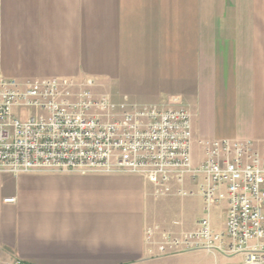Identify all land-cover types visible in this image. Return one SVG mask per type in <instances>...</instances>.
<instances>
[{
    "label": "crops",
    "instance_id": "crops-1",
    "mask_svg": "<svg viewBox=\"0 0 264 264\" xmlns=\"http://www.w3.org/2000/svg\"><path fill=\"white\" fill-rule=\"evenodd\" d=\"M0 77L91 79L115 102L184 108L199 166L206 142L264 144V0H0ZM184 189L194 194L174 184L157 197L136 174L0 173V264L189 263L194 252L157 256L147 242L197 228L205 202L189 178Z\"/></svg>",
    "mask_w": 264,
    "mask_h": 264
},
{
    "label": "built area",
    "instance_id": "built-area-1",
    "mask_svg": "<svg viewBox=\"0 0 264 264\" xmlns=\"http://www.w3.org/2000/svg\"><path fill=\"white\" fill-rule=\"evenodd\" d=\"M94 80L50 78L19 82L0 77V173L136 174L157 197L191 196L189 178L205 202L195 230L181 236L153 231L157 256L196 251L264 264V144L217 139L193 165V120L184 108L115 102L94 91ZM34 111L21 119L15 109ZM14 201V200H9ZM227 204L224 230L211 210Z\"/></svg>",
    "mask_w": 264,
    "mask_h": 264
},
{
    "label": "rangeland",
    "instance_id": "rangeland-1",
    "mask_svg": "<svg viewBox=\"0 0 264 264\" xmlns=\"http://www.w3.org/2000/svg\"><path fill=\"white\" fill-rule=\"evenodd\" d=\"M99 93H102L99 91ZM103 94V93H102ZM108 95V94H107ZM15 113L21 117V119H27L28 114L31 115L34 114L33 110L27 109V108H20L15 109ZM193 155L194 158H201L203 155L202 147L196 146L193 148ZM227 204L223 203L219 206H215L211 210V220L212 224L217 228L221 229L223 228V222L225 219V209ZM215 254V255H214ZM188 256H190L189 263L186 264H238L241 259H228L226 256L220 254V253H210L207 254V252H194L190 253Z\"/></svg>",
    "mask_w": 264,
    "mask_h": 264
}]
</instances>
